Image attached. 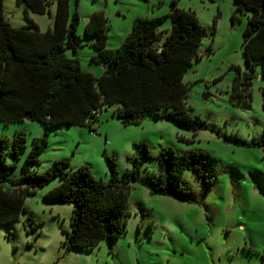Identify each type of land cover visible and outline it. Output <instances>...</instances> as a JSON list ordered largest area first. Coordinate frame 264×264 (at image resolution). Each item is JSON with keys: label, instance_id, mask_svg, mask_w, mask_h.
Segmentation results:
<instances>
[{"label": "rangeland", "instance_id": "obj_1", "mask_svg": "<svg viewBox=\"0 0 264 264\" xmlns=\"http://www.w3.org/2000/svg\"><path fill=\"white\" fill-rule=\"evenodd\" d=\"M57 0H48V12L36 13L17 0H2L3 19L12 26L27 24L30 17L40 30L51 28ZM170 0H68L69 10L78 16L76 33L80 46L76 53L80 69L99 74L102 63L94 62L93 36L83 32L89 14L103 10L108 24L106 46L115 48L128 35L137 18H151L168 12ZM180 8L191 9L206 29L200 38L198 58L187 67L183 80L188 84L185 102L192 114L205 122L196 130L187 129L165 118L155 119L151 111L138 122H121L110 109L99 114L96 128L65 123L45 126L23 119L0 122V136L25 135V148L7 162L15 166L10 177H17L33 137L45 136L39 154L38 171L63 159L75 168L85 164L95 178L107 181L105 156L116 160L117 171L131 165L133 143L144 142L155 156L160 147L182 152L190 148L207 151L214 161L215 179L203 196L200 181L190 169L183 178L191 188L188 201L150 193L132 182L126 204V225L113 240L100 238L91 248L66 247L64 232L70 230L72 205L43 198L57 184L54 178L26 195L27 210L18 219L0 224V264H264V151L250 142L259 138L264 124L260 87L263 80L258 66L248 67L241 53L242 30L247 13L234 10L232 0H176ZM169 27L165 18L161 29ZM235 67L251 73V107L231 106L227 95ZM207 91L203 95V91ZM159 112H165L160 109ZM156 170L155 159L140 170L147 176ZM5 186H9L5 183Z\"/></svg>", "mask_w": 264, "mask_h": 264}, {"label": "trees", "instance_id": "obj_2", "mask_svg": "<svg viewBox=\"0 0 264 264\" xmlns=\"http://www.w3.org/2000/svg\"><path fill=\"white\" fill-rule=\"evenodd\" d=\"M17 2L36 13L48 12V0ZM232 2L235 12L247 13L241 53L248 67L258 66L263 80L260 104L264 113V0ZM25 17V25L7 23L0 0V122L31 119L45 126L76 123L87 125L92 131L99 114L110 109L121 122H138L146 111H151L153 118H165L187 129L205 125L185 102L188 84L183 75L192 60L198 58L199 41L206 34L191 9L180 8L176 0H170L164 15L135 19L128 35L115 48L106 46L108 24L103 10L93 11L83 32L95 38L91 60L104 65L99 74L80 69L77 57L65 54L66 50L76 53L81 45L75 31L78 16L70 12L68 0L56 1L51 28L40 30L26 10ZM165 18L169 27L161 29ZM235 70L227 101L233 107L249 109L252 74H242L237 67ZM160 109L165 112H159ZM234 140L257 145L264 151V124L259 138L250 142ZM45 145V136L33 137L20 174L10 177L15 164L7 162L6 157L12 160L18 157L26 146L25 135L19 131L11 138L0 136V224L18 219L27 210L26 195L57 178V184L42 197L72 205L70 230L64 232L66 247L88 249L100 238H117L126 225L132 182H138L150 193L188 201L191 188L182 176L185 169H190L200 181L203 196L215 179L213 157L199 148L177 152L164 146L153 156L146 143L135 142L131 165L122 176L118 174L115 158L105 156L109 179L103 181L95 178L87 165L71 168L63 159L38 171L35 167ZM152 158L156 170L141 176V168Z\"/></svg>", "mask_w": 264, "mask_h": 264}, {"label": "water", "instance_id": "obj_3", "mask_svg": "<svg viewBox=\"0 0 264 264\" xmlns=\"http://www.w3.org/2000/svg\"><path fill=\"white\" fill-rule=\"evenodd\" d=\"M122 118V117H121ZM123 118H128V116H123ZM70 123H66L65 126L69 127Z\"/></svg>", "mask_w": 264, "mask_h": 264}]
</instances>
